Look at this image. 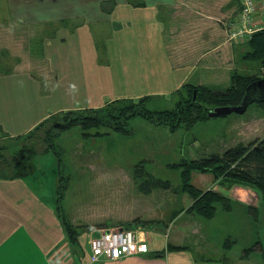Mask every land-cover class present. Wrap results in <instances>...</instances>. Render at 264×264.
<instances>
[{
    "label": "crops",
    "instance_id": "1",
    "mask_svg": "<svg viewBox=\"0 0 264 264\" xmlns=\"http://www.w3.org/2000/svg\"><path fill=\"white\" fill-rule=\"evenodd\" d=\"M46 1L35 8L14 7L19 22L41 26L45 35L34 51L41 61L35 64L29 52L0 72V130L7 136L26 134L57 112L173 94L186 83L228 87L239 46L247 43L228 40L224 24L238 13L240 0ZM238 127L248 143L264 135V116ZM54 161L50 151H42L35 156L34 173L0 176V264L90 263L91 236L100 232L80 229L77 242L69 239L57 212L55 176L49 183ZM236 201L253 207L250 198ZM261 213L263 226L264 201ZM147 241V253L96 264H221L189 250L164 251L166 243L155 237ZM252 252L264 253L262 233L242 257Z\"/></svg>",
    "mask_w": 264,
    "mask_h": 264
},
{
    "label": "rangeland",
    "instance_id": "2",
    "mask_svg": "<svg viewBox=\"0 0 264 264\" xmlns=\"http://www.w3.org/2000/svg\"><path fill=\"white\" fill-rule=\"evenodd\" d=\"M44 1L0 0V72L21 62L29 52L33 53L30 59L35 64L41 61L34 51L40 49V39L45 33L41 26L19 22L14 7L16 10L22 5L35 8L44 5ZM24 15L29 17L27 13ZM98 42L102 44L103 54L104 42L101 38ZM239 47L236 71L258 77L261 65L245 56L251 50L249 43ZM226 87L222 84L214 88ZM178 100L176 92L151 96L144 106L151 111H162L173 109ZM88 112L51 114L20 137L7 136V132L0 130V176L14 173L11 164L19 150L40 154L50 148L55 161L49 164V183L53 182V176L56 186L62 183L57 203L59 214L78 230L98 233L129 227L146 242L151 236L158 243H166L164 251L189 250L197 257L221 264H264V253L252 252L248 259L242 257L247 247L256 245L258 235H264V225L260 222L264 201L261 190L254 184L217 178L212 171L192 170L190 183L202 190L225 194L233 205L231 210H226L219 203L215 216L206 217L191 210L195 200L185 189L181 175L184 160L222 154L243 142L240 122L264 116L263 102L251 103L244 113L210 117L193 126L172 128L170 124L137 114L105 120L95 127L84 128L81 124L68 127L73 119L93 114ZM152 177L167 181L168 186L154 188L149 193L141 190L140 184ZM243 197L250 198L258 209L259 221L251 214L250 206L236 201ZM253 235L254 240H249Z\"/></svg>",
    "mask_w": 264,
    "mask_h": 264
},
{
    "label": "trees",
    "instance_id": "3",
    "mask_svg": "<svg viewBox=\"0 0 264 264\" xmlns=\"http://www.w3.org/2000/svg\"><path fill=\"white\" fill-rule=\"evenodd\" d=\"M247 43H249L251 50L245 56L256 60L258 65H263L264 30L254 32L247 40ZM257 79L258 77L252 74L233 72L231 75V84L225 89H215L206 84L194 85L186 83L176 91L179 100L175 107L162 111H151L144 106L146 101L150 99V96L139 99L119 98L111 100L104 106L98 108L68 110L72 112L78 111V113L84 111L93 112V114H88V112L81 118L73 119L68 123V127L69 125L75 124H81L84 128L95 127L103 124L105 120H115L137 114L155 118L158 123L170 124L172 128L180 125L193 126L198 121L210 118L209 110L211 108L239 104L245 94L246 86ZM195 91L196 97L194 99ZM78 115L80 116L81 114ZM50 150L48 148L42 151ZM55 152L58 151L55 150ZM37 153L39 151L26 154L23 149L19 150L17 158L11 164L15 170L14 173L4 176L24 177L34 173V159ZM181 166V175L185 189L189 191L195 200L191 206V210L206 217H214L217 211V204L220 203L226 210H231L233 205L225 194L213 189L202 190L190 183L192 170L212 171L217 178L224 177L230 180L231 183L254 184L261 190L264 196V135L248 143L239 142L226 149L222 154H211L201 159L184 160ZM61 186L62 183H59L57 186V203L60 197ZM167 186V181L152 177L146 183L140 184L139 187L144 192L149 193L154 188ZM56 207L59 213L57 204ZM250 209L253 210L252 215L257 220L260 214L258 209L252 206H250ZM61 220L69 239L74 243L77 242L80 230L73 227L70 223L65 222L62 218ZM253 249L254 247L247 248L245 253L251 252Z\"/></svg>",
    "mask_w": 264,
    "mask_h": 264
},
{
    "label": "built area",
    "instance_id": "4",
    "mask_svg": "<svg viewBox=\"0 0 264 264\" xmlns=\"http://www.w3.org/2000/svg\"><path fill=\"white\" fill-rule=\"evenodd\" d=\"M228 40L246 41L259 30H264V0H240V10L224 21ZM258 77L264 78V64ZM90 263L104 259H117L127 255L149 252L148 243L137 236L134 229L118 227L100 232L90 240Z\"/></svg>",
    "mask_w": 264,
    "mask_h": 264
},
{
    "label": "water",
    "instance_id": "5",
    "mask_svg": "<svg viewBox=\"0 0 264 264\" xmlns=\"http://www.w3.org/2000/svg\"><path fill=\"white\" fill-rule=\"evenodd\" d=\"M195 97L196 91L194 92V99ZM255 101L264 102V78H258L246 86L245 94L239 104L211 108L209 116L217 117L231 113H244L249 105Z\"/></svg>",
    "mask_w": 264,
    "mask_h": 264
}]
</instances>
